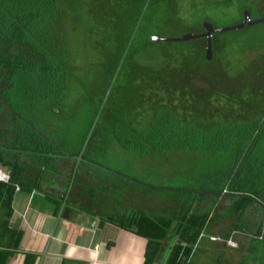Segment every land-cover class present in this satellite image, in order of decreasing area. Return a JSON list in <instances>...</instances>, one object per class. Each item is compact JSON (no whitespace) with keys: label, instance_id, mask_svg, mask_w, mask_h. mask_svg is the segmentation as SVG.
Instances as JSON below:
<instances>
[{"label":"trees","instance_id":"obj_1","mask_svg":"<svg viewBox=\"0 0 264 264\" xmlns=\"http://www.w3.org/2000/svg\"><path fill=\"white\" fill-rule=\"evenodd\" d=\"M145 1L99 0L94 22L102 16L108 17L111 27L105 30L96 26L100 34L97 49L105 55L106 70H112L111 79ZM246 1L245 6L254 12L255 5ZM151 3L152 0L118 75L130 67L142 78H163L160 69L146 66L160 57L161 51L146 39L150 34L143 23ZM87 13L83 0H0V168L9 175L8 181H0V264H6L11 250L18 248L21 240V230L11 225L12 200L17 187L27 192L39 190L46 175H63L66 187L69 186L75 164L71 156L80 153L103 99L96 101L91 92L70 98L72 53L68 25L82 26ZM261 32L256 33L259 41H247L250 48L264 45V32ZM156 35L150 36L154 39ZM241 36H235L234 40ZM108 45L110 53L105 52ZM109 58H115L114 65L108 63ZM164 83L157 80L153 86L140 84L152 95L145 98V89L142 90L149 102L147 115L152 114L145 124L136 126L133 120L132 125H124L102 118L108 113L105 104L82 155L69 197L84 195L94 201L99 199L98 190L103 185L117 187L110 179L115 174L103 165L104 153L111 143L141 156L162 154L171 158L179 154L182 161L194 159L198 173L208 170L200 186L176 188L174 199H165L164 205L153 212L142 208L128 212L113 204L112 210L102 211L99 222L115 224L145 238L143 264H156L167 248L165 264H191L200 235L210 237L209 229L223 219L228 220V235L233 230L249 234L247 251L249 254L260 251L262 257L254 263L264 264V231L261 239L257 237L261 235L264 220V107L248 116H232L224 111L226 106L220 117L213 111V115L202 117L206 109L211 111L207 107L209 97L204 96L206 108L184 120L167 105V88H160ZM263 87L258 86L260 97L264 96ZM255 89L249 88L247 98L239 102H249ZM227 95L234 98V93ZM194 106L201 107L200 103ZM143 114H146L144 110L140 116ZM193 116L203 118L205 123H193L191 120L196 121ZM53 127L60 130L58 135L49 134ZM64 167H67L65 173ZM145 185L143 190L147 191L149 187ZM133 189L140 187L133 184ZM65 193L62 191L58 199L50 193L44 195L59 209ZM223 199L228 201L226 206L220 205ZM68 202L69 199L64 214L69 210ZM35 259L34 255L25 256L26 264H33ZM249 259L238 264L253 263Z\"/></svg>","mask_w":264,"mask_h":264},{"label":"rangeland","instance_id":"obj_2","mask_svg":"<svg viewBox=\"0 0 264 264\" xmlns=\"http://www.w3.org/2000/svg\"><path fill=\"white\" fill-rule=\"evenodd\" d=\"M83 1L89 13L85 23L77 26L78 28L71 23L68 25L72 53L68 86L70 98L76 97L79 93L91 92L98 101L107 91L111 81L109 74L112 71L106 70L104 53H100L101 51L97 49L100 37L98 27H105V30L107 26L110 28L111 20L102 16L94 22L93 16L100 6L99 0ZM104 1L111 2V0ZM249 2L255 5L256 13L264 9V0H249ZM241 5L238 0H152L143 24L147 33L157 34L154 39L150 35L146 36V39L161 51L160 57L146 66L160 69L163 78L156 76L142 78L135 69L130 67L122 69L106 101L108 113L102 118L124 125L131 124L133 120L136 126L145 124L150 116L152 117V114L147 115L150 109L148 110L149 102L145 98L148 94L152 95L149 91L146 93V88H142L140 84L146 82L148 86H153L157 80L165 82L160 88H167L165 95L169 102L167 105L184 120H189L188 117L193 113L197 114L198 110L201 112L205 107L204 96L209 97L207 107H210L211 111L206 109L202 117L213 115V112L220 117L226 106L228 108L224 111L232 116H248L251 112L264 107V96L260 97L257 93L258 86H264V45L258 48H250L247 45L248 40L249 43L260 40L256 37V33L264 32V23L250 26L246 32H242L246 30L244 29L241 32L228 30L213 34L209 55L205 37L188 41L166 39L179 37L185 33H201L205 31L202 25L204 21L212 23L215 28L233 25L241 16L240 10L243 8ZM240 35L242 36L239 40H234L235 36ZM105 48V52L110 53L108 50L111 46ZM108 63L114 65L115 58L112 60L109 58ZM251 87L257 88L253 90L255 95L249 102H239L247 98L249 93L247 91ZM143 89L146 95L142 93ZM261 90V93H264V87ZM229 93H234L233 99L227 95ZM230 100L233 102L229 103ZM194 103L196 106L200 103L201 107L197 109ZM142 110L146 114L140 116ZM197 116H193L196 119V121L191 120L193 123L197 125L205 123L203 118ZM218 120L219 118L216 119ZM50 130L49 134L53 136L60 132L54 127ZM174 155L171 158L162 154L141 156L122 150L116 143H111L104 153L103 165L115 174L110 179L115 185L117 183V187L103 185L98 190L97 195L101 205L104 207L105 203L110 205L117 203L118 207H123L128 212L138 208L153 212L159 210L163 199H174L176 188L200 186V181L208 170L198 173L194 159L186 158L182 161L179 154ZM130 176L136 177L138 181L132 180ZM133 184L138 185L140 190L133 189ZM144 185L149 187L147 191L143 190ZM153 186L155 188L152 191L150 189ZM227 203L226 199L220 201L221 206H226ZM219 211L222 210L219 208ZM235 239L239 240L238 236H235ZM237 246L238 244L231 247ZM166 250L168 253L169 248ZM257 255L256 259H261V254ZM249 256L252 257L251 254ZM254 259L250 258L248 261L253 262L251 264H258L254 263Z\"/></svg>","mask_w":264,"mask_h":264},{"label":"crops","instance_id":"obj_3","mask_svg":"<svg viewBox=\"0 0 264 264\" xmlns=\"http://www.w3.org/2000/svg\"><path fill=\"white\" fill-rule=\"evenodd\" d=\"M66 171L64 167L63 173ZM67 187L63 175H46L39 190L15 191L11 225L19 228L22 235L18 248L11 250L6 264H26L27 254L36 256L33 264H143L145 238L115 224L99 222L102 211L112 210V204L105 203L103 207L99 199L68 195L63 209L64 199L57 209L56 203L44 195L50 193L52 198L58 199ZM68 199L69 210L64 214ZM229 223L223 219L208 232L212 236H227ZM200 236L191 264H238L246 258L256 259L260 253L253 252L252 257L249 256L247 248L251 236L244 232L237 235V247L211 239L204 233ZM166 256L167 250L163 249L156 264H165Z\"/></svg>","mask_w":264,"mask_h":264},{"label":"water","instance_id":"obj_4","mask_svg":"<svg viewBox=\"0 0 264 264\" xmlns=\"http://www.w3.org/2000/svg\"><path fill=\"white\" fill-rule=\"evenodd\" d=\"M149 1L150 0H146L145 1L144 7H143V9H142L137 21H136V24H135V26L133 28V31H132L129 39H128V42H127V44L125 46V49H124V51L122 53V56H121L120 61L118 63V66H117V68H116V70H115V72H114V74L112 76V79H111V81L109 83L107 91H106V93H105V95H104V97H103V99H102V101L100 103V106H99V108H98V110L96 112V115L94 117L93 123H92V125H91V127H90V129L88 131V134L86 136V139H85V141H84V143L82 145L80 153L78 154V156H75V157L71 156L72 158H75V164H74V168H73V172H72V177H71L68 189H67V191L65 193V198H64V201L62 203L61 209H63V207L65 205L67 197H68V195L70 193V190L72 188L73 181L75 179L78 166H79L80 161L82 159V155H83V153H84V151H85V149L87 147V144H88V142H89V140L91 138V135H92V133H93V131H94V129H95L100 117H101V114L103 112V109H104L106 101H107V98H108V96H109V94H110V92H111V90L113 88V85L115 83V80H116V77L118 75V72H119V70L121 68V65H122V63H123V61L125 59V56L127 55V52L129 50L130 46L132 44V41H133L134 36H135V34L137 32V29L139 27V24H140V22L142 20L143 14H144V12H145V10L147 8V5H148ZM259 23H264V17L258 18V19H250L249 11L246 9L244 11V20H243V22H240L238 24H233V25H230V26H227V27H223V28H215L212 23H210L208 21H205V22H203V27H205V31L204 32H201V33H185V34H183L182 36H179V37H170V38H166V39H169V40H172V41H184V40H190V39H194V38L205 37L207 39V43H208L207 54L209 55V54H211V36L213 34L221 33V32L228 31V30H240L241 31V30L247 29L248 27L253 26L255 24H259Z\"/></svg>","mask_w":264,"mask_h":264},{"label":"built area","instance_id":"obj_5","mask_svg":"<svg viewBox=\"0 0 264 264\" xmlns=\"http://www.w3.org/2000/svg\"><path fill=\"white\" fill-rule=\"evenodd\" d=\"M8 180H9V175L0 168V181H8ZM263 231H264V220H263V227H262L261 235L257 236L258 239L262 238ZM238 234H241V231L233 230L226 238H221L215 235L213 236L211 235L210 238L214 240H223L228 246H236L237 240L235 239V236H237Z\"/></svg>","mask_w":264,"mask_h":264},{"label":"flooded vegetation","instance_id":"obj_6","mask_svg":"<svg viewBox=\"0 0 264 264\" xmlns=\"http://www.w3.org/2000/svg\"><path fill=\"white\" fill-rule=\"evenodd\" d=\"M240 4H242L241 6H243V8L240 10L241 12V16L240 18H238V20L234 23V24H238L240 22H243L244 20V11L247 9L249 11L250 14V19H258V18H262L264 17V9L262 10V12L260 13H256L255 11L253 12L249 7H246L245 4L247 3L246 0H238ZM225 12V10H222ZM205 22V21H204ZM203 24V23H202ZM204 32V31H203Z\"/></svg>","mask_w":264,"mask_h":264}]
</instances>
